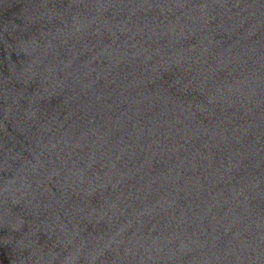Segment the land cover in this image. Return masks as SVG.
Returning a JSON list of instances; mask_svg holds the SVG:
<instances>
[{
  "label": "water",
  "instance_id": "1",
  "mask_svg": "<svg viewBox=\"0 0 264 264\" xmlns=\"http://www.w3.org/2000/svg\"><path fill=\"white\" fill-rule=\"evenodd\" d=\"M0 264H264V136L125 0H0Z\"/></svg>",
  "mask_w": 264,
  "mask_h": 264
}]
</instances>
